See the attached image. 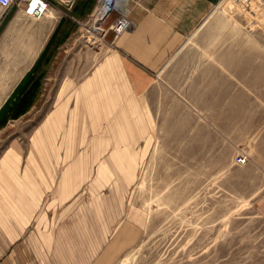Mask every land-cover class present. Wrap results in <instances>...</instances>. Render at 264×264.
<instances>
[{
	"label": "crops",
	"instance_id": "obj_1",
	"mask_svg": "<svg viewBox=\"0 0 264 264\" xmlns=\"http://www.w3.org/2000/svg\"><path fill=\"white\" fill-rule=\"evenodd\" d=\"M107 2H52L39 18L30 13L35 1L0 5L1 100L18 99L24 92L20 87L11 96L9 84H34L40 90L60 47L85 20L87 37L98 42L92 53L97 59L81 48L84 59L66 61L55 79L53 103L35 128L23 167L19 169V151L13 148L0 160L7 176L0 180V208L13 204L18 211L8 220L12 231L1 240L7 252L0 264H106L112 259L111 235L137 179L147 124L155 114H164L154 111L159 100L169 101L171 57L218 0H113L105 14ZM244 2L264 6V0ZM120 16L129 27L116 34L112 27ZM221 63L255 69L243 70L241 76L229 70L227 91L241 116H257L251 130L256 133L244 147L264 149V58ZM238 78L241 92L234 88ZM37 95L32 90L25 98L36 100ZM8 156H13L7 158L10 167L3 168ZM10 193L16 194V203ZM255 204L264 215V192ZM31 225L33 235L21 237ZM26 243L32 244V254Z\"/></svg>",
	"mask_w": 264,
	"mask_h": 264
},
{
	"label": "rangeland",
	"instance_id": "obj_2",
	"mask_svg": "<svg viewBox=\"0 0 264 264\" xmlns=\"http://www.w3.org/2000/svg\"><path fill=\"white\" fill-rule=\"evenodd\" d=\"M242 1L218 0L210 17L171 57L166 71L169 101L159 100L154 111L164 114H155L147 124L137 179L124 198L120 222L111 235L114 253L106 264H264V215L255 204L264 192V149L244 147L256 133L251 130L257 116H241L227 91L231 78H226L229 70L241 76L243 70L255 69L221 63L264 58V6ZM87 23L60 47L40 90L34 84L8 85L11 96L20 87L24 92L18 99H0V113L5 112L0 116V160L13 148L19 151V169L23 167L66 61L80 63L82 49L91 50V59H97L92 53L98 42L87 37ZM238 80L234 88L241 92ZM32 90L39 95L27 100ZM239 155L246 158L244 165L235 164ZM9 157L3 168L10 167ZM6 177L1 170L0 180ZM6 206L0 208V257L7 252L3 235L12 231L8 220L18 214L13 204ZM30 235L32 225L21 237ZM26 247L32 254V244Z\"/></svg>",
	"mask_w": 264,
	"mask_h": 264
},
{
	"label": "built area",
	"instance_id": "obj_3",
	"mask_svg": "<svg viewBox=\"0 0 264 264\" xmlns=\"http://www.w3.org/2000/svg\"><path fill=\"white\" fill-rule=\"evenodd\" d=\"M30 1H35V4L33 5L30 13L34 17H41L43 16L47 11L52 2H61L65 6H70L73 0H0V5L3 7H9L13 4H26ZM243 0L242 2H244ZM129 27V21L126 17L121 16L117 18L113 24V31L116 34H120L123 31L127 30ZM236 165H244L246 163V158L244 156H236L234 160Z\"/></svg>",
	"mask_w": 264,
	"mask_h": 264
},
{
	"label": "bare ground",
	"instance_id": "obj_4",
	"mask_svg": "<svg viewBox=\"0 0 264 264\" xmlns=\"http://www.w3.org/2000/svg\"><path fill=\"white\" fill-rule=\"evenodd\" d=\"M110 6H111V3L108 1L107 4H106V7H105V14H106V11H107L108 9H110V8H109Z\"/></svg>",
	"mask_w": 264,
	"mask_h": 264
},
{
	"label": "water",
	"instance_id": "obj_5",
	"mask_svg": "<svg viewBox=\"0 0 264 264\" xmlns=\"http://www.w3.org/2000/svg\"><path fill=\"white\" fill-rule=\"evenodd\" d=\"M107 1H109V2L112 4V1H113V0H107ZM110 7H111V6H110ZM110 7H109V8H110Z\"/></svg>",
	"mask_w": 264,
	"mask_h": 264
}]
</instances>
